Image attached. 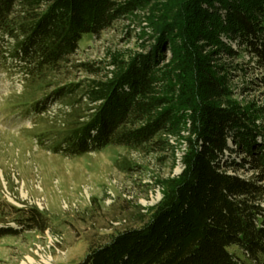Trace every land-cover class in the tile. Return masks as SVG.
Returning a JSON list of instances; mask_svg holds the SVG:
<instances>
[{
    "label": "trees",
    "instance_id": "1",
    "mask_svg": "<svg viewBox=\"0 0 264 264\" xmlns=\"http://www.w3.org/2000/svg\"><path fill=\"white\" fill-rule=\"evenodd\" d=\"M141 3L0 0V62L10 58L32 79L56 73L77 54L85 34L98 35ZM176 4L173 25L157 28L181 37L175 63L184 111H157L171 102L154 97L156 66L151 59L156 51L130 64L112 82L89 85L86 95L101 102L81 117L79 105L70 101L76 117L64 121V131L45 137L51 150L68 156L112 144L137 149L152 144L159 132L175 128L185 110L191 117L185 168L151 220L116 234L75 264H264V126L257 125L253 111L231 104L226 86L196 45L198 35L218 45L225 34L240 45L231 52H247L264 66V0H177ZM53 84L54 89L32 103L33 112H45L51 101L69 96L71 88ZM238 170L252 174L243 176ZM20 211H28L19 219L20 227L47 229L37 208ZM18 232L0 227V237Z\"/></svg>",
    "mask_w": 264,
    "mask_h": 264
},
{
    "label": "rangeland",
    "instance_id": "2",
    "mask_svg": "<svg viewBox=\"0 0 264 264\" xmlns=\"http://www.w3.org/2000/svg\"><path fill=\"white\" fill-rule=\"evenodd\" d=\"M115 1L131 5L135 0ZM176 1L142 0L98 35L85 34L70 62L46 77L28 78L10 58L1 60L0 227H14L19 232L0 237V264L80 262L92 248L116 234L146 225L170 193L185 168L189 110L175 128L159 132L152 144L137 149L112 144L68 156L51 150L45 137L64 131V123L76 117L70 101L79 105L77 115L81 117L101 102L86 95L89 85L112 82L130 64L156 51L151 59L156 66L154 97H166L171 102L157 111H184L180 71L175 63L181 37L157 28L173 25L172 19L178 14ZM218 13L225 11L218 9ZM198 36L200 54L223 81L228 100L253 111L257 125L263 127L264 66L247 52H231L238 51L240 45L225 34L218 45L203 34ZM53 83L71 88L69 96L64 101H51L45 112H33L32 103L54 89ZM34 207L46 220L44 231L19 225V219L28 212L20 209Z\"/></svg>",
    "mask_w": 264,
    "mask_h": 264
}]
</instances>
